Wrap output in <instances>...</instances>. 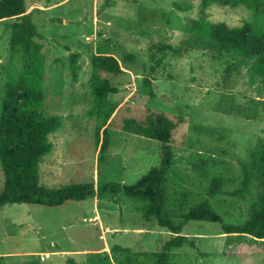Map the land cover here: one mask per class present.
Here are the masks:
<instances>
[{
  "label": "rangeland",
  "instance_id": "obj_1",
  "mask_svg": "<svg viewBox=\"0 0 264 264\" xmlns=\"http://www.w3.org/2000/svg\"><path fill=\"white\" fill-rule=\"evenodd\" d=\"M26 8L47 56L44 112L63 121L49 136L52 150L40 162L42 185L136 183L160 165L161 143L127 131L126 122H147L152 114L165 113L179 122L171 142L173 165L165 181L167 211L177 222L183 220L182 200L193 206L208 198L210 181L220 176L224 193L211 199L213 208L225 223L246 220L248 202L233 193L242 187L240 161H251L264 139V76L256 72L255 58L222 50L201 23L236 28L253 22L264 31V12L255 17L247 5L216 3L202 12L201 0H26ZM12 23L13 19L0 21V110ZM70 50L80 54L77 78ZM126 53L136 60L127 62ZM101 54L114 55L123 65L121 74L107 75L119 92L109 96L116 111L104 124L92 113L93 61ZM21 69L18 59L14 70ZM100 125L110 133L105 155L97 144ZM198 167L211 175L203 177ZM4 184L0 160V193ZM134 205L123 191L59 208L4 205L0 259L3 264H66L69 258L127 264L129 256L114 251L115 246L136 254L162 251L176 234L147 221ZM182 233L189 242L172 250V264H264V241L226 234L218 223L190 221Z\"/></svg>",
  "mask_w": 264,
  "mask_h": 264
},
{
  "label": "trees",
  "instance_id": "obj_2",
  "mask_svg": "<svg viewBox=\"0 0 264 264\" xmlns=\"http://www.w3.org/2000/svg\"><path fill=\"white\" fill-rule=\"evenodd\" d=\"M202 12L211 4L237 7L247 5L256 17L264 12V0H201ZM13 19L11 25L10 63L4 67L6 73L5 93L0 110V160L5 176L4 189L0 193V208L8 204L42 205L49 208L63 207L69 202H83L90 197L102 196L108 192L125 193L135 205L134 211L149 222L176 234L159 252L136 254L131 248L117 245L116 252L127 254V264H144L143 256L153 264H172V250L189 242L183 229L190 221L218 223L226 234L236 235L246 240L264 241V139L253 154L251 161H240L244 177L242 187L233 196L248 202V214L242 224H228L211 204V199L223 194L224 179L215 176L208 185V198L189 206L184 199L181 204L186 213L177 222L166 209L165 181L173 165L174 154L171 142L179 122L165 113L149 116L147 122L129 119L126 130L161 143L160 165L152 168L134 184L106 183L100 187L92 182L71 184L67 187L48 188L41 184L39 166L42 158L52 150L49 136L60 130L62 119L57 115L47 116L44 112L43 96L48 82L46 70L47 56L42 38L32 16L27 12L26 0H0V21ZM204 33L222 50L244 58H255L256 72L264 76V31L257 29L253 22L242 27L230 28L225 23L210 24L202 21ZM69 49V48H68ZM21 61L22 69L15 72V63ZM80 54L70 50V63L74 77H78ZM125 60H136L134 54L126 53ZM59 61V60H57ZM92 93L94 106L92 113L107 123L116 111V105L109 96L118 93L108 74L123 72L121 61L114 55H97L93 61ZM147 84H151L147 80ZM214 135L215 130L203 128ZM97 144L105 155L110 145V133L104 125L97 127ZM200 168L203 177L211 171ZM183 197H186L183 194ZM103 257L101 261H104ZM121 264L124 262H120ZM0 264H3L0 259ZM66 264H88L67 259Z\"/></svg>",
  "mask_w": 264,
  "mask_h": 264
}]
</instances>
